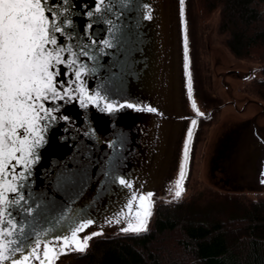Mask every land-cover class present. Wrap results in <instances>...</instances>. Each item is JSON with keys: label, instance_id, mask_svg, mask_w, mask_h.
Instances as JSON below:
<instances>
[{"label": "water", "instance_id": "obj_1", "mask_svg": "<svg viewBox=\"0 0 264 264\" xmlns=\"http://www.w3.org/2000/svg\"><path fill=\"white\" fill-rule=\"evenodd\" d=\"M73 3L78 13L72 17L76 33L83 43H89L85 27L92 23L89 32L97 42L90 52L96 59L86 61L95 71L83 77L85 85L106 100L88 107H81L78 100L65 104L59 114L69 119L57 120L45 135L47 143L37 149L39 161L32 165V175L25 182L27 203L21 202L31 212L17 215V220L26 232L41 233L44 240L68 234L69 228L88 220L94 223L79 234L81 240L91 233H134L121 229L138 222L139 201L133 202L127 217L122 215L128 211L125 205L134 193L137 197L153 193L152 213L157 199L175 197L186 144L189 149L188 133L192 121L200 116L188 90L184 2L134 0V6L119 19L111 13L103 19H98L99 14L88 17L95 0ZM142 4L151 5L152 19H145L147 9L139 6ZM105 39L115 47H105L101 43ZM187 62L189 65V59ZM252 71L237 70L243 72L239 76L243 79ZM223 73L220 83L230 98L229 80H223ZM106 102L157 111L124 107L108 112L102 110ZM249 103L258 109L244 116ZM234 108L239 116H223L207 141L200 179L222 193H264V105L248 98ZM121 178L131 187L120 184ZM50 228L55 231L43 236V230Z\"/></svg>", "mask_w": 264, "mask_h": 264}, {"label": "snow or ice", "instance_id": "obj_2", "mask_svg": "<svg viewBox=\"0 0 264 264\" xmlns=\"http://www.w3.org/2000/svg\"><path fill=\"white\" fill-rule=\"evenodd\" d=\"M184 0H181L183 5ZM134 6V0H95V7L86 15L99 14L103 19L108 13L117 19L124 11ZM147 9L145 19H152L151 5H139ZM73 0H0V264H55L61 255L69 251L85 252L88 241L102 233L86 234L81 240L79 234L94 223L88 220L68 229V234L52 235L44 240L41 233L26 232L25 226L17 220L21 213L29 214L31 208L24 194L25 182L32 175V165L39 161L37 149L47 143L45 135L57 120H68L60 115L65 104L78 100L81 107L97 105L106 100L99 91L90 90L83 77L95 71L86 61L95 60L90 55L97 43L85 27L89 43L75 31ZM112 25V20H105ZM109 32L113 28L108 29ZM107 48L115 45L111 40L101 42ZM185 44V67H188L187 36ZM99 51H103L100 49ZM188 90L191 95V73H188ZM90 91L94 94H89ZM135 108L136 111L155 112L157 109L140 108L131 103L114 105L105 103L102 110L112 112L119 108ZM192 107L200 113L196 103ZM196 125V120L192 121ZM192 138L191 130L188 141ZM189 156L186 144L184 164L181 165L175 181V197H181L186 179L185 165ZM120 184L131 187L121 178ZM264 183V181H262ZM11 194V195H10ZM153 193H134L125 205L127 217L132 214L133 202L139 201L135 211L137 223H129L123 232L139 233L147 230V217L151 216ZM32 194H28L31 198ZM141 209L143 210L141 212ZM16 213V215H14ZM61 220L66 217H61ZM120 220L117 219L116 223ZM55 228L44 229L43 236L54 232Z\"/></svg>", "mask_w": 264, "mask_h": 264}, {"label": "trees", "instance_id": "obj_3", "mask_svg": "<svg viewBox=\"0 0 264 264\" xmlns=\"http://www.w3.org/2000/svg\"><path fill=\"white\" fill-rule=\"evenodd\" d=\"M200 1L210 10L220 6L219 28L228 34L227 46L235 57L258 52L263 59L261 77L253 87L264 101V0ZM239 197L204 206L185 197L156 201L146 231L98 236L85 252L61 255L59 262L264 264V201Z\"/></svg>", "mask_w": 264, "mask_h": 264}, {"label": "rangeland", "instance_id": "obj_4", "mask_svg": "<svg viewBox=\"0 0 264 264\" xmlns=\"http://www.w3.org/2000/svg\"><path fill=\"white\" fill-rule=\"evenodd\" d=\"M220 6L215 9H208L206 8L200 0H186L184 3V16H185V27H186V36L192 38V42L200 49L199 54L202 53L203 57H200L202 62H209L212 66V70L214 71V66L216 64L221 63V66H215L217 69H225L226 71L219 73L212 79V87L213 90H218L220 87L217 84L216 78L220 77L222 73L224 74V79L229 80L230 85V98L234 102L236 108H239L243 105L246 99L258 100L264 105V101L260 99L257 94L255 93L253 85L251 83L261 77V66L263 64V59L261 60L260 55L258 52H254L250 54L247 58H237L233 54H231L228 49L225 47L224 42L227 43L228 34L222 31L219 28L220 23ZM206 47V48H205ZM188 49V46H187ZM206 49V50H205ZM207 51V52H206ZM204 52L208 53L206 59L204 57ZM188 59H189V53ZM197 59V58H196ZM193 60V64L196 65L197 60ZM207 60V61H206ZM262 61V62H261ZM250 68H253L252 73L249 74L248 77L245 79L240 78L239 76H243V72H237V70L245 71ZM231 69V71H228ZM227 74H230L227 76ZM222 80V79H221ZM214 85L215 88H214ZM222 85V84H221ZM227 99V97H225ZM250 102V101H249ZM234 105L229 106V110L231 112V116L234 115L233 118L239 116L234 108ZM258 109V106L255 104L249 103L247 105V113L244 116L251 114L254 110ZM229 115V114H227ZM225 115V116H227ZM219 123V122H218ZM214 125L209 130L210 138L213 130H215L216 126ZM204 142L201 141L200 147ZM200 150V148H199ZM199 151L197 155L188 156L187 165L185 167L186 172V179L184 180L185 190L182 193L181 197H185L189 201L194 202L197 205L204 206V204H208L210 202L218 203L222 201L232 200V199H239L240 195H245L246 199L256 200L260 199L264 201V193H239V194H232V193H222L221 191L214 190L209 188L205 185L203 179H200V172L202 163V157L199 159ZM180 198V197H179ZM178 198L171 197L167 199H157L156 201L162 202H171ZM186 200V201H187ZM155 203V202H154ZM159 202H157L158 204ZM157 204L152 207L154 211L157 208ZM153 220V213L149 218L147 223V228L150 226ZM102 236V235H98ZM94 236V238L98 237ZM91 239L90 242L93 240ZM58 264L59 259L57 260Z\"/></svg>", "mask_w": 264, "mask_h": 264}, {"label": "flooded vegetation", "instance_id": "obj_5", "mask_svg": "<svg viewBox=\"0 0 264 264\" xmlns=\"http://www.w3.org/2000/svg\"><path fill=\"white\" fill-rule=\"evenodd\" d=\"M192 40V38L187 37L189 73H191V96L194 99L197 108L200 109V112L204 113V115H200L196 118V125L192 128V138L189 144V155L195 157L199 151L198 156L200 159L204 156L205 147L209 139V130L218 122H220L223 119V116L231 114L229 106L232 105V100L229 98L225 87L221 85L220 77L216 78L220 89L213 90L212 87V79H214V77L219 73L226 70L217 69L214 67L213 71L211 64L207 60L206 63L202 62L200 57H203V54H199L200 49L197 48L193 42L190 44ZM224 45L228 49L226 42H224ZM207 55L208 53L204 52L205 59ZM194 59L197 60L196 65L193 64ZM214 63L215 66L222 65L221 63L216 64V61H214ZM253 82L251 85H253ZM215 86L216 85H214V88ZM225 97H227V99ZM201 141L204 143L200 147Z\"/></svg>", "mask_w": 264, "mask_h": 264}]
</instances>
